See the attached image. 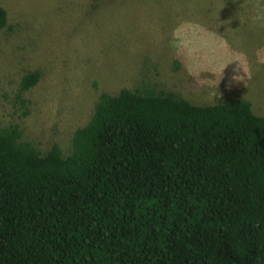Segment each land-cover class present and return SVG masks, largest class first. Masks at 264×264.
Here are the masks:
<instances>
[{"label":"trees","instance_id":"16d2710c","mask_svg":"<svg viewBox=\"0 0 264 264\" xmlns=\"http://www.w3.org/2000/svg\"><path fill=\"white\" fill-rule=\"evenodd\" d=\"M0 264H264V116L141 84L102 92L67 155L0 127Z\"/></svg>","mask_w":264,"mask_h":264},{"label":"rangeland","instance_id":"374dc122","mask_svg":"<svg viewBox=\"0 0 264 264\" xmlns=\"http://www.w3.org/2000/svg\"><path fill=\"white\" fill-rule=\"evenodd\" d=\"M0 127L71 150L102 92L141 84L264 116V0H0ZM39 80L20 92L21 78ZM20 94L21 96H18ZM22 99L25 102H22Z\"/></svg>","mask_w":264,"mask_h":264}]
</instances>
